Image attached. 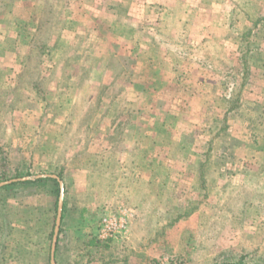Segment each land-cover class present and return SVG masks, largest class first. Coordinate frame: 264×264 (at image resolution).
<instances>
[{
  "label": "rangeland",
  "instance_id": "1",
  "mask_svg": "<svg viewBox=\"0 0 264 264\" xmlns=\"http://www.w3.org/2000/svg\"><path fill=\"white\" fill-rule=\"evenodd\" d=\"M23 1L0 0V96L12 99L0 101V183L63 169L67 218L56 264H264V33L249 43L240 37L252 25L247 15L264 12V3L226 1L223 34L213 23L218 4L208 5V73L188 45L187 57L173 46L170 32L194 26L191 17L166 26L157 53L140 34L154 20L126 14L134 0ZM228 30L255 51L243 94L259 111L236 110L223 129L221 94L243 79L240 52L225 51L233 47ZM78 49L81 59L67 65ZM141 57L147 66L138 72ZM30 58L36 66L17 86ZM82 64L90 69L81 86ZM64 67L73 79L62 78ZM171 72L174 84L162 83ZM209 147L200 189L198 164ZM55 195L52 181L0 189V264L47 263ZM122 206L127 238L93 243L106 210Z\"/></svg>",
  "mask_w": 264,
  "mask_h": 264
},
{
  "label": "crops",
  "instance_id": "2",
  "mask_svg": "<svg viewBox=\"0 0 264 264\" xmlns=\"http://www.w3.org/2000/svg\"><path fill=\"white\" fill-rule=\"evenodd\" d=\"M36 1H38V0H24L23 3L25 5V7L26 6L29 7V6H33L34 3H36ZM93 1H96V0H88L89 3L93 2ZM117 1L119 2V4H125V5L127 4L125 2V0H117ZM226 1H228V0H221V2H219L217 0H215V1L214 0H134V2L132 4L126 5V7L128 9L127 10L128 12L126 14L129 16L132 14V12L133 13L134 12L135 13L141 12L142 15L140 16L141 17L140 19H143V21L154 20V23H152L153 25H149V24L147 25L145 23L146 25L143 28H141L140 34L142 37L141 39L146 37V39L148 40V46H150L149 48H151L153 51H155L157 53L162 52L164 50L163 47H161L160 43L158 42V36H162V34H165V33L169 36V31L166 32L164 29H167V27H168V30H170L169 26L176 25L178 20H181V19L186 20V19H190V17H191V19H194L196 21L194 26H192V24H190L189 27H186V30H182V31L179 30V31H171L170 32L171 33L170 36L174 37V39L172 40L173 46H174V48H178L179 51L181 53H183V55L185 57H187V54H185L186 50L182 46L186 45V47H187V45H188L187 51L193 52L192 57H196V59H198V61L194 60L198 66L196 68L198 70L201 69L202 71L205 70L208 73H209V71L214 73L213 72L214 70L211 69L212 67L209 66L207 63L209 61H208V58H206V56H209V55L202 54L204 49L206 48V47L203 48V45H204V43L206 44V42L209 40L208 38L210 37V35L208 34L209 33V25H210L209 20L212 19L211 15L207 11V7L210 3H217L218 4L217 5L218 16L215 17V21H213V23L215 25H217L218 28L222 27V30L220 29V31H218V32L220 34H223V27H224V29L226 28L225 27L226 23H224V17L226 18V13L229 16L231 15L230 12H226L225 9H223V7L221 6L224 3H226ZM240 1L244 2V3H249V5H261L262 3H264L262 0H240ZM231 2L232 1H230V3ZM237 2L236 3L232 2V4L236 5ZM112 3H113V0H112ZM229 8H231L233 10L232 6ZM27 10L28 9L25 10V13H27ZM173 29H175V28H173ZM199 34L202 35V37H203L202 40L200 38L198 39ZM235 35H236V33L234 34V30L232 31V33H230V30H228V33L226 32V39L227 40H229L230 38L232 39L233 47L230 51L229 50H225V51L228 54H229V52H232V55L237 54V56L236 55L235 56L238 57L239 52L241 50V47H240V42L238 40V37H237V35L236 36ZM159 41H160V39H159ZM196 54H199L200 57L201 56L202 57L200 58ZM164 57H167L169 59V61L171 60L170 55L164 54ZM171 62L173 63V61H171ZM146 66H147V64H146V62H144V57H141L140 61H138L136 63V68H137L136 70L139 72L142 69H144ZM219 69H221V67H219L218 70ZM216 73H217V71L215 72L214 77H213V78H215V81H217L219 79V77L216 76L217 75ZM171 75H172V72L170 74V80L168 79L167 81H162V83H164V84L167 83L168 85L174 84V80L171 79ZM157 78L158 77H156V76H154V79L152 78L155 83L157 82ZM208 78H210V77H208ZM147 82H149V81H147ZM132 83L142 84V81L139 79L138 80L133 79ZM144 84H148V83L145 82ZM139 101L143 103L144 99L141 98ZM78 171H80V170L78 169ZM23 178L28 179L27 176H23L20 179L23 180ZM48 182H51V181L49 180ZM49 194L51 196L50 192H49ZM65 219L66 218L63 219V222L61 221L63 224L65 222ZM55 224H56V222H55ZM54 229H55V227H54ZM1 230H2V228L0 226V232H1ZM61 239H62V237L59 234L56 250L62 242ZM52 243H53V239H52ZM56 250H55V252H56ZM51 251H52V244H51V249H50V255H52Z\"/></svg>",
  "mask_w": 264,
  "mask_h": 264
},
{
  "label": "trees",
  "instance_id": "3",
  "mask_svg": "<svg viewBox=\"0 0 264 264\" xmlns=\"http://www.w3.org/2000/svg\"><path fill=\"white\" fill-rule=\"evenodd\" d=\"M243 6H246V5H243ZM247 18H248V21L250 22V24L252 23V25L251 26H247V29L245 28L246 30L243 33H240V37H241L242 40H244L245 42H248L249 43V42H251V39L252 38H257V37L261 36L264 33V12L261 11L256 16H252V15H249L248 16L247 15ZM80 50L81 49L76 50V51H78V55L77 54H74L73 55V59H70V60L67 59V65H70L71 64V60L72 61H78L79 59H81L82 54H79V51ZM51 53H52V49H50V47H48L47 50H46V55H50ZM254 54H255V51H254V49L250 45H248L246 48H241V50H240V57H239V63L241 62L240 65L242 66V75H243L242 83L240 85H237V86H233V87L231 86V89H229L230 90V93L229 94L227 92H223V95L221 94L222 101H221V103L220 102L219 103L221 105V108L222 109L223 108L225 109V111L223 113V121H224V125L225 126L223 127V129L224 128H228V125H227V122H228L227 120L229 118L228 116L231 115V113L235 112L236 110H244V111H247V112H250V113H253V109H254V111L255 110L256 111H259L258 108H256L255 104H252L251 106L249 105V103H248L249 101L247 99L246 100L244 99V95L245 94H243V90L245 91V88L244 87L248 83V79H249L250 73L252 71L250 69L249 59L252 56H254ZM30 59L26 62L25 70L22 73H19V76H17V78L15 79V82L14 83L17 86L18 85H22V82H24V78L23 77H25L26 74H28V75L31 74L32 71L34 70V67L36 66V65H34V61H33L34 59H32V58H30ZM207 63H208L209 66H211V64H212L211 62H207ZM67 65H66V67H67ZM72 65H73V62H72ZM231 68H232V66H230V69ZM89 69H90L89 67H86L83 64L80 67V70H81V75H80L81 82H80V84H81V86L83 85V82L86 80V76L89 74L88 73L89 72ZM216 70L218 72L222 73V77H225V76L228 77L227 73L223 74L222 69H219L218 70L216 68ZM227 72L229 73L230 71H227ZM62 74H63L62 78H64V80L73 79L71 77V75L69 77H67L65 75V74H67L66 73V70H65V67L63 68V73ZM26 77H27V75H26ZM10 83H11V81H10ZM225 83H226V85H228V88H230L229 82L228 81H225ZM30 87L34 91H36L38 94H39V92H41V89L37 86V84L35 82L33 83V86H30ZM124 88H125V86L122 85L121 89H124ZM228 88L226 87V89H228ZM2 94H4V95L3 96H0V101H1V97L2 98H6L7 97V92L6 91L4 93H2ZM40 98L44 99L43 97H40ZM113 98L114 97H112V99H110V101H113ZM10 101H12V99L6 98V102H8V104L10 103ZM216 103H217V101L215 102V104ZM98 104L99 105L96 107L97 108V111L101 110L100 109L101 104L100 103H98ZM93 113L95 114V109H94V112ZM256 114L257 115H261V117L263 116V114H260V113H257V112H256ZM216 134H218V133L216 132ZM212 140L209 141V144L212 143ZM210 149L211 148L209 147L208 151H206V152L203 153V156L206 154V155H208V157H206L204 159V161L203 160H200V162L198 164V169L200 170V172H202V178H201L202 180H201V183L199 185V188L200 189H205V184L206 183H205V179H204L205 177L203 176L204 175L203 172H205V171L208 170V167L207 166H208V163H209V160H210V157H209V155H210L209 153L211 152ZM218 169H220V168H218ZM220 171H221V174H222V169ZM52 174H57V176L60 179H62V180L64 179L63 169L60 172L52 173ZM52 174H46L45 176L38 177L36 179H31V178H28L26 180H22L20 178L10 179V180H12V182L11 183H8L6 185H3L0 189L6 188V187H9V186H13L15 184H21V183L31 184V185H34L35 186V185L40 184L41 182H47L49 180L52 181L55 184V194H56L55 195V204H56L55 205V210H56V213H55V217H54V221H55L56 220V214H57V207H58L57 204H58L59 195H60V184H59V180L56 177L51 176ZM220 177H222V176H220ZM21 178H22V176H21ZM205 196H207V193H205ZM254 200H255V197H254ZM253 204H254V207H257L258 201H257V203L254 201ZM65 206L66 205L64 203L63 213H62V222H63V219L64 218H67V216L65 215L66 214V207ZM100 223H101V221H100ZM100 223H99V226H97L98 228L100 227ZM54 227H55V222L53 224V231L49 234V239L51 240V242H52V239H53ZM62 228L63 227H60V231H62ZM60 231H59V234H60ZM92 241H93V243L95 242L97 245H100V244L101 245H107V244L110 245L115 240H113V239L101 240V239L98 238V234L96 233V234H94V236L92 238ZM51 244H50V246H51ZM57 252L58 251H56L55 255L58 254ZM46 264H52L51 263V255L50 254L48 255V260H47V263ZM239 264H243V263H239Z\"/></svg>",
  "mask_w": 264,
  "mask_h": 264
},
{
  "label": "built area",
  "instance_id": "4",
  "mask_svg": "<svg viewBox=\"0 0 264 264\" xmlns=\"http://www.w3.org/2000/svg\"><path fill=\"white\" fill-rule=\"evenodd\" d=\"M106 211L101 218L98 238L101 240L127 238L130 232L128 209L122 206L116 211Z\"/></svg>",
  "mask_w": 264,
  "mask_h": 264
},
{
  "label": "water",
  "instance_id": "5",
  "mask_svg": "<svg viewBox=\"0 0 264 264\" xmlns=\"http://www.w3.org/2000/svg\"><path fill=\"white\" fill-rule=\"evenodd\" d=\"M45 175H39L38 177H42ZM53 177H56L59 180L60 184V195H59V200H58V208H57V217H56V224H55V229H54V235H53V243H52V255H51V263L56 264L55 261V250L58 242V236H59V231L61 227V221H62V213H63V206H64V195H65V185L62 179H60L57 175H51ZM26 178H23L25 180ZM18 180V179H17ZM12 180L10 181H5L0 183V187L11 183Z\"/></svg>",
  "mask_w": 264,
  "mask_h": 264
}]
</instances>
